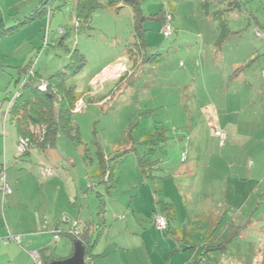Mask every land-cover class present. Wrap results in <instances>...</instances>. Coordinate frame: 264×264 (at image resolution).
<instances>
[{"label":"rangeland","instance_id":"374dc122","mask_svg":"<svg viewBox=\"0 0 264 264\" xmlns=\"http://www.w3.org/2000/svg\"><path fill=\"white\" fill-rule=\"evenodd\" d=\"M62 2L63 11L55 15L69 33L65 47L52 45L50 40V47L42 51L45 39L49 38L45 17L44 37L42 41L38 39L39 50L30 60L37 62L35 71L46 79L69 63L70 52L78 50L87 61L85 68L68 80L70 86L78 85L86 102L73 117L81 144L76 145L63 134L55 140L56 148L65 152V158L75 162L64 172L74 181L83 177L87 184H98L89 194L97 201L99 187L105 185L97 176L100 153L108 155L109 170L115 171L117 177L115 195L125 202L121 205L122 216L129 211L130 197L136 195L141 197L136 203L145 209L135 214L142 225L152 220L156 223L158 213L155 212H163L165 204L174 206L175 226L184 231L185 226L190 225L185 235L195 243H188L193 247L177 254L184 258L173 260L171 264L180 261L195 264L201 259L203 262L198 264H264V175L260 179L256 169L252 181L249 177L242 184L236 179V171L231 170L235 164L234 154L244 155L245 149L256 143L259 152L262 146L259 142L264 139L263 133L257 134L264 131V111L261 110L264 102V0H241L240 7L237 0H140L146 18L141 26L148 44L141 52L130 8L101 9L92 16L89 28L76 33L70 18L75 0ZM23 5L16 7L13 15L19 8L27 7ZM164 11L173 16L174 34L170 38L162 33L163 22L154 18ZM6 16L9 17V13ZM76 20L79 29L82 22ZM54 23L52 16V29ZM34 24L40 26V20ZM30 31L34 33L33 29ZM259 32L263 34L261 38ZM133 50L139 64L146 61L142 66L130 65ZM0 54L2 61L1 50ZM115 60L116 68L90 82L91 73ZM11 64H1L5 68V72L0 71V97L4 98L0 109L2 123L19 88L13 81L6 88L7 80L16 76L8 67H15L16 63ZM117 73L120 82L110 81ZM5 121L16 134L10 118ZM246 124L252 128L246 130ZM216 130L226 134L224 144L216 137ZM13 134L10 140L17 139V134L16 138ZM0 144L1 148L2 137ZM16 150L18 153V142ZM256 154L253 150L250 156L257 159ZM43 158L44 164L50 162L45 155ZM21 160L16 167L18 175L23 173L44 181L40 170L51 165H42L33 159L28 161L30 163L25 158ZM51 167L53 176L47 179L58 177L59 170ZM38 185L27 189L31 192L28 197L31 207L19 208L15 213L17 225L24 222L22 227L28 232L32 231L29 220L36 216L45 218V212L36 208L42 196ZM6 203L8 209L10 206ZM81 203H73L74 206L61 215L72 217L74 212L73 217H78ZM114 203L110 202L108 221L120 215H114ZM115 206L118 210L119 206ZM134 210V207L130 209L132 216ZM149 225V229L142 227L129 232L144 236L147 231L149 250L156 254V263L170 264L168 240L163 237L166 232ZM36 230L40 235L39 227ZM233 235L238 238L230 242L233 243L231 249L220 250V245L227 239L231 241ZM212 236L217 237L216 241L206 243ZM58 243L53 237L52 255L48 256L55 262L70 256L73 249L72 243ZM197 244H207L211 251L201 253L194 247ZM124 258L128 264L149 262L144 247L140 252H125Z\"/></svg>","mask_w":264,"mask_h":264},{"label":"crops","instance_id":"0c3cea01","mask_svg":"<svg viewBox=\"0 0 264 264\" xmlns=\"http://www.w3.org/2000/svg\"><path fill=\"white\" fill-rule=\"evenodd\" d=\"M48 1L49 0H0V28H1L0 50L2 51V55H3V60L0 61V63L3 65H12L11 64L12 61L13 63H16L15 67L8 66L11 70L15 71L16 76H14L10 80L9 79L7 80L6 88L12 84V81L16 86H19L20 81L24 78V75L20 73V70L26 68L30 64V62L32 61L30 60V57H32V55H34V53L39 50L37 49L40 43L38 39L40 38L42 41L44 37L43 26H44L45 17L44 18L36 17L23 26H21V24H23L27 19H30L32 15H34L38 7H40L43 3H46ZM23 3L24 5L22 7L27 6L28 8L26 7L23 10L22 8H19V12L13 15L14 9H16V7L20 6ZM52 3L53 5L50 4L49 8H54L52 12V16H54L55 18V23L53 29L51 26L50 40H52V45H54L55 43L59 44V41L65 35H69V33L67 32L66 30L67 28H65L64 26L65 24L62 22V20H57V17L55 15L57 12L63 11L62 8L64 7V4L62 0H57L56 2H52ZM76 4H77V0H75V4L72 6L71 9L70 18L73 20V24L76 18L75 17ZM7 13H9V17L6 16ZM38 19L40 20V26L38 24L36 25L34 24L38 21ZM62 28L66 30V34L64 36L58 33V31ZM32 29L34 30V33L30 31ZM48 47L50 46H47V48ZM45 48L46 47L44 46L42 48V51ZM132 57L134 59L131 58L130 65L132 64V66H134L133 68H135L138 65L142 66L146 62L144 61L141 64H139V58L138 57L135 58V56L133 55ZM70 58L71 57L69 54L68 55L69 62H70ZM18 61H20V63H18ZM23 62L27 63L25 67L23 66L26 63L22 64ZM1 64H0V71L5 72L4 71L5 68L1 66ZM21 64L22 66H17ZM116 66L118 65L115 60L107 65H102L101 67L97 68L93 73H91L90 82L104 75L110 69L116 68ZM4 75L5 73L2 75L5 78ZM116 76H118V73L110 81H115V80L119 81V79ZM75 87H76L75 88L76 93L82 95L81 93H79L80 91L78 90V85L75 84ZM104 91H106L105 87L102 92L104 93ZM1 92L3 93V90ZM105 97L106 96H104L101 100L105 99ZM3 100L4 98L0 97V109L3 106V104L1 103ZM9 100L10 99L7 98V101ZM261 110L264 111V102L261 104ZM4 115L5 117L3 123L1 121V115H0V138L2 137L3 139V145L0 148V172L2 171V169L5 170L7 182L13 190V194L9 196L4 203H3V198L0 195V264H35L30 255L31 252L40 251L46 247L51 248V241L53 237L57 238V241H59L58 244L73 243L72 239L68 235L72 233L74 229V223H78L81 227V230L83 231L85 227H87L88 225L91 226L92 223L94 224V222L95 223L97 222L94 228L97 229L98 221H101V223L103 222L102 223L103 234L94 249L95 258L97 257V259H94V264H128L127 260L124 258L125 252L127 251L130 252L132 250H137L138 252H140V249L142 247H144L147 254V259H149V262H145V264H157L155 261L156 254L150 253L149 250L150 245L147 239V231H144L145 232L144 236H142L141 234H137V233L132 234L131 232H129L131 229L135 231V229L137 228L141 229L142 227L144 229L145 228L149 229L150 228L149 224H151L152 227L156 226L154 220H152V223L149 222L148 225L146 223H144L145 225H142L141 221H139L140 219L135 215L136 213H139L141 210L145 211V209L140 207L139 203H136V200L140 199L141 197H139L138 195L136 196L134 195L135 197L131 196L130 197L131 204L128 206L129 211L126 212L127 216L126 215L122 216L123 214L121 213L123 209L121 205H124L125 202L124 200L119 201V199L115 195L117 184L115 183L114 187L111 188L110 191L105 185L104 187L101 185L99 187V191H100L99 195L100 194L103 195L105 193V195H103V201L106 204L105 205L106 211L104 213L103 218L98 220L99 199L97 201H95L94 199L93 201V195H89L98 186V184H95V186H92V184L90 183L87 184L86 180L83 177H80L78 181L76 180L74 181L73 179H71L69 175H67V173L64 172V169L68 168L69 164L70 166H73L75 162L68 158H65V154H64L65 152H63L61 149L56 148L55 140L62 135L61 133L50 144L49 147L39 150L38 149L34 150L31 154L25 157L27 163H30L28 161L33 159L42 162V165H47L48 163L49 165L57 168L59 170L58 177L47 179L49 177L42 176V169L40 170V174L43 178H45L44 181H42L38 177L35 178V176L27 177V175H24L23 173L21 175H18L16 167L22 161V160L18 161L17 159L16 142H18L17 139L19 136L16 129L17 139L10 140L13 134L12 129L7 127L5 121L6 119L10 118L9 109L5 111ZM262 115L264 116V112ZM229 123H231V120L227 122V124ZM262 126H264V124ZM250 128H252V125H247V124L245 125L246 130L247 129L249 130ZM261 133H263L262 136H264V131L257 133L258 136H260ZM16 134L15 133L13 134L15 138H16ZM261 140L263 141L259 142L262 144V146H260L259 152L257 151L258 143H256L254 147H250L248 148V150L246 148L244 151V155L238 157L236 156L237 154H234L235 164L231 166V170L236 171L235 174L236 179H239L240 183L242 184L243 181L247 180L249 177L250 180L252 181L254 176L253 174L256 169L258 170L257 174L260 176L259 178L263 179L264 177L263 176L264 175V139ZM253 150H254V154L257 153L255 155L257 159L250 156V153ZM43 155H45L50 162L44 164L45 161ZM107 156L108 155H105L104 157ZM26 166L29 167L28 165ZM116 178L117 177L115 176V181ZM37 183L39 184L38 189L42 196L36 208L42 209V211L45 212V218H42L41 216H36L33 219L29 220V223L32 226V231L28 232V229H24L22 227L24 222H21L19 225H17V223L15 222V213L16 210L19 208L31 207V200L28 198L30 197L29 194H31V192H27V189L30 188L35 189ZM141 195L142 193L140 194V196ZM115 200L117 202H115ZM6 202H8L10 206L8 207V209L6 207L7 205ZM80 202H82L81 203L82 206L78 217H73L76 216L74 212L71 213L72 217L67 216L68 214L61 215L62 211H67L71 206H74L73 203H75V205H80ZM110 202L113 203L115 202L113 204L114 215L115 214H120V215L116 217L113 216L111 221H108V217H107L108 211H109V207L112 205L110 204ZM95 203H97L96 209H95ZM115 204L119 206L118 210ZM131 206L134 207L135 209L133 211L134 213L133 216L129 213L130 209L132 208ZM116 210L117 212H115ZM162 211L163 212H160V210H158V212L155 213H158V216L162 215L166 218V214L168 213L164 212V210ZM63 216L64 217L67 216L66 217L67 221H63L64 218ZM125 218H127L126 219L127 221H125ZM20 221H22V217L20 218ZM176 221H177V214H176V220H174L173 222L168 220L167 227L161 230L166 232L164 233L163 237H165V239L168 240V255H170L168 259L171 260L170 264L172 263L173 260L177 261L180 258H184L180 256L177 257V254H180L181 252H186L190 249V247H193V246H188V243L189 244L195 243L192 242L187 235H185V232H188L190 225H186L183 231L180 228L177 229L178 227L175 226ZM233 224L234 222L230 224V229L231 227H233ZM37 227H39L40 229L39 230L41 233L40 235L36 234ZM235 235H233L231 241L229 239L228 243L230 242L234 243L237 241L238 237L237 236L235 237ZM12 237H20V243H16L12 241ZM216 238L217 237L212 236V238H209L206 243L215 242ZM233 243H230L227 249H231L230 247L233 245ZM73 252H74V248L72 249L70 256H65L64 258L61 259H67L71 257L73 255ZM138 257L141 258L140 255H138ZM182 263L183 261L179 262V264Z\"/></svg>","mask_w":264,"mask_h":264},{"label":"trees","instance_id":"16d2710c","mask_svg":"<svg viewBox=\"0 0 264 264\" xmlns=\"http://www.w3.org/2000/svg\"><path fill=\"white\" fill-rule=\"evenodd\" d=\"M57 0H49L46 3H43L38 9L35 11L34 15L30 19H27L21 26L30 22L34 18H44L47 17L46 28L49 27L52 23V12L54 8H49L50 4L53 5L52 2H56ZM65 3H69L68 0H62ZM234 2V1H233ZM236 2V0H235ZM243 2V0H242ZM241 0H237V4L240 7V4H243ZM53 7V6H52ZM130 8L133 13V18L135 21V37L138 39V50L141 52L142 48H147L146 36L145 32L141 26V22L146 18L144 17V12L142 10L140 0H77V4L75 7V17L78 18L82 23L80 24V28L75 27L76 33L82 28H89V24L91 22L92 16L101 9H111V10H120L123 8ZM50 12V15H48ZM167 17H171L173 23V16L164 11L159 15V17L154 16L155 19H159L164 23ZM75 18V19H76ZM75 24V22H74ZM20 26V27H21ZM63 29V28H62ZM65 30V29H64ZM64 34L61 35H65ZM174 34L172 27V34L166 38L172 37ZM50 35L48 38V42L50 43ZM230 35V34H229ZM228 35V37H229ZM69 35H65L60 41L59 46L65 47L66 39ZM263 34L261 32L258 33V37L261 38ZM226 37V39L228 38ZM132 55L135 56L134 52L131 51ZM70 62L61 70L57 71L55 74L50 76L49 78L42 77L38 72L34 69V75L29 79V81L25 84V86L21 89V96L13 103L9 111V117L11 122L15 125L18 132V142L21 139L26 141V152L22 155H19V159L27 157L32 151L37 149H43L50 146V144L57 138V136L61 133L69 138L76 145L81 144L80 132L79 128L74 122V115L78 113H74L75 106L78 101L84 99L83 95H79L75 91V87H72L68 84L69 78L76 76L79 74L87 65L86 58L83 54H81L78 50L70 52ZM133 58V57H132ZM134 59V58H133ZM32 60L30 64L20 70V73L24 75V78L29 74L30 70L33 68ZM23 78V79H24ZM22 80L20 81V83ZM46 83L47 91L43 92L40 90L42 84ZM20 85V84H19ZM20 89V87H19ZM86 103V102H85ZM46 127V133L44 135V139L40 142V134L38 131L40 127ZM155 142L154 140H152ZM100 171L99 177L101 179V183H105V186L109 189L113 188L115 185V172L113 173L109 170V164L111 159L104 157L100 153ZM143 164V163H142ZM107 177V179H105ZM105 202L103 201V195H99V207H98V220L103 218L104 213L106 211ZM164 212H167L166 218L162 215L166 224L168 220L173 222L176 220V213L174 208L170 204H165L163 208ZM97 223V222H96ZM96 223H92V227L88 225L81 231L79 237H76L72 234L68 236L72 239V244L74 248L75 242H82V245L85 247V261L86 264H94V249L102 237L103 234V222L98 221L97 229H94ZM89 227V228H88ZM100 227V229H99ZM229 239H227L222 245H220V250H226L230 243ZM196 249L199 252L207 253L211 251V247L207 244L204 245H196ZM216 250V249H213ZM50 247H46L40 251H38L41 255V258L44 264H56L53 259L48 258L49 255H52V251ZM48 255V256H47ZM53 258V256H51ZM64 260V259H61ZM60 260V261H61ZM203 262L201 259L197 262Z\"/></svg>","mask_w":264,"mask_h":264},{"label":"built area","instance_id":"2783aa9c","mask_svg":"<svg viewBox=\"0 0 264 264\" xmlns=\"http://www.w3.org/2000/svg\"><path fill=\"white\" fill-rule=\"evenodd\" d=\"M69 1H72V0H69ZM50 15V12L49 14ZM75 27L78 28L79 26V23L78 21L75 19ZM47 34L50 33V25L49 27L47 28ZM162 33L168 37L172 34V19L171 17H167L165 23H164V26H163V31ZM59 34H64V30L63 29H60L59 30ZM48 38L45 39V43H44V46L47 47L49 46L48 45ZM37 62H33V68L30 70L29 74L26 76V78L21 82L20 84V89L17 91L16 95L14 96V99L11 101L9 100V111H10V108L11 106L13 105V103L21 96V89L25 86V84L29 81V79L34 75V65L36 64ZM40 90L45 92L47 91V85L46 83L42 84L41 87H40ZM85 101L82 99L80 101L77 102L76 106H75V110H74V113H80L79 111V107H83V105H85ZM41 132L40 134V142L43 141L44 139V135L46 133V127L45 126H42L40 127V129L38 130ZM216 137H218L222 144L225 143L226 141V135L223 134L221 131H216L215 133ZM26 141L24 139H21L19 140L18 142V153H17V159L18 161L20 160L18 157L19 155H22L26 152ZM42 176L43 177H52L53 176V169L52 168H49L47 166H44L42 168ZM108 176H106L105 179H107ZM13 194V190L12 188L10 187V185L8 184L7 182V178H6V173H5V170L2 169V171L0 172V195L2 196L3 198V203L6 201V199L11 196ZM63 221H67V218L64 217L63 218ZM156 226L158 229L162 230V229H165L167 227V224H166V220L161 217V216H156ZM81 227L78 223H74V229L72 231V235L76 236V237H79L80 234H81ZM12 241L16 242V243H20V237H12ZM33 261L35 264H44L42 258H41V255L38 251H33L30 253Z\"/></svg>","mask_w":264,"mask_h":264},{"label":"water","instance_id":"95a60500","mask_svg":"<svg viewBox=\"0 0 264 264\" xmlns=\"http://www.w3.org/2000/svg\"><path fill=\"white\" fill-rule=\"evenodd\" d=\"M85 252L82 242H75L73 255L67 259L58 261L56 264H86Z\"/></svg>","mask_w":264,"mask_h":264},{"label":"clouds","instance_id":"9594fccd","mask_svg":"<svg viewBox=\"0 0 264 264\" xmlns=\"http://www.w3.org/2000/svg\"><path fill=\"white\" fill-rule=\"evenodd\" d=\"M69 1V0H68ZM64 30V29H63ZM59 32V31H58ZM66 32V30H64V33ZM49 34H51V25H50V33ZM47 48V47H46ZM25 79V78H24ZM24 79H22V81L24 80ZM21 84V83H20ZM19 87H20V85H19ZM18 90H19V88H18ZM217 131V130H216ZM216 133V132H215ZM223 133V132H222ZM224 134V133H223Z\"/></svg>","mask_w":264,"mask_h":264}]
</instances>
